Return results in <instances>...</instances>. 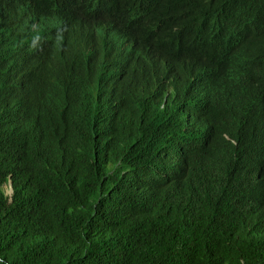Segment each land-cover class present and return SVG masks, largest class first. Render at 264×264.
Here are the masks:
<instances>
[{
	"label": "trees",
	"instance_id": "obj_1",
	"mask_svg": "<svg viewBox=\"0 0 264 264\" xmlns=\"http://www.w3.org/2000/svg\"><path fill=\"white\" fill-rule=\"evenodd\" d=\"M8 3L29 27L108 14L160 57L53 136L22 87L33 135L10 141L0 97V264H264V0Z\"/></svg>",
	"mask_w": 264,
	"mask_h": 264
},
{
	"label": "clouds",
	"instance_id": "obj_2",
	"mask_svg": "<svg viewBox=\"0 0 264 264\" xmlns=\"http://www.w3.org/2000/svg\"><path fill=\"white\" fill-rule=\"evenodd\" d=\"M18 13L11 8L8 0H0V97L3 94L12 97L9 112L14 114L18 111L20 115L9 130L10 141L33 135L28 119L22 117L19 110L16 98L19 88L28 91L26 108L29 117L40 132L53 136L60 133L78 113H84V101L80 96L93 88L95 80L110 81L106 87V96H109V92L120 89L122 80L131 77L133 66L143 60L157 62L160 57L149 44L125 31L108 14L86 17L67 11L44 10L36 18L34 27H29L17 17ZM103 21L118 29L114 33L115 50L107 48L103 35L95 27ZM58 23L62 25L57 26ZM58 29L62 32L57 37ZM85 29L89 35H86ZM34 31L38 40L41 35H46L35 48V41L31 38ZM86 43L90 46L87 47ZM23 53H27L24 59ZM19 77L23 79V84ZM78 80L77 84H71V81ZM105 110L112 112L116 109L108 105ZM19 121L23 122L22 126H19ZM42 124L48 126L47 133ZM104 129L107 135L112 131L111 127L107 129L104 126ZM12 193L8 181L7 195Z\"/></svg>",
	"mask_w": 264,
	"mask_h": 264
},
{
	"label": "bare ground",
	"instance_id": "obj_3",
	"mask_svg": "<svg viewBox=\"0 0 264 264\" xmlns=\"http://www.w3.org/2000/svg\"><path fill=\"white\" fill-rule=\"evenodd\" d=\"M35 11V10H34ZM36 12V11H35ZM105 22L101 24H96L95 27L96 29L98 30V32L103 35L104 39H105V42H106V46L108 49L110 50H115V48L117 47L116 44H115V36H114V33H115V30H118L113 24H104ZM62 23H58L57 26H61ZM84 30V28H82ZM59 31L57 32V34L55 36H59L60 33L62 32L60 29H58ZM87 30H88V26H87ZM35 32L33 33V35L31 36V38L35 41L34 42V48L39 44V42H41L40 40L41 39H44L46 38V35L43 34L41 35V39L38 40L37 36H35ZM85 32H86V35H89V33L86 31L85 29ZM25 39H27V35H25ZM42 46H45V44H42ZM86 46L89 47L90 44L86 43ZM27 55V53H23V59L25 58V56ZM30 61H34V59H31ZM27 94H28V91H27ZM3 98L6 99L7 96L6 95H3Z\"/></svg>",
	"mask_w": 264,
	"mask_h": 264
},
{
	"label": "water",
	"instance_id": "obj_4",
	"mask_svg": "<svg viewBox=\"0 0 264 264\" xmlns=\"http://www.w3.org/2000/svg\"><path fill=\"white\" fill-rule=\"evenodd\" d=\"M32 52H34V50H33ZM31 55H33V54H31ZM10 192H13V191H12V188H10Z\"/></svg>",
	"mask_w": 264,
	"mask_h": 264
}]
</instances>
